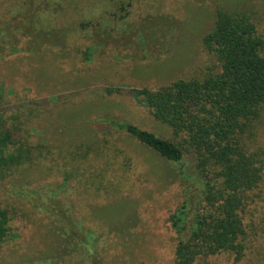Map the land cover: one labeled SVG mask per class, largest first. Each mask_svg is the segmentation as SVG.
<instances>
[{
  "label": "rangeland",
  "instance_id": "374dc122",
  "mask_svg": "<svg viewBox=\"0 0 264 264\" xmlns=\"http://www.w3.org/2000/svg\"><path fill=\"white\" fill-rule=\"evenodd\" d=\"M217 8L245 11L264 38V0H0V31L17 33L29 22L47 33L68 29L64 33L70 37L66 60L26 50L0 63V109H34L20 135L35 150L32 163L0 181V204L10 212L13 235L0 246V264H174L178 240L169 218L183 201L180 166L135 138L107 133L94 120L110 114L182 143L130 91L218 73L216 59L203 46ZM148 15L176 19L177 42L169 55L158 61L116 62L108 56L93 64L81 61L77 52L89 45L90 37L88 31L79 32L81 23L122 19L125 32L126 21ZM22 39L19 47L28 49L30 40ZM48 45L41 48L50 49ZM115 89L122 93L108 94ZM245 143L264 162V109ZM182 166L193 172L188 154ZM66 179L64 191L53 200ZM50 210L96 232L97 255L68 253ZM242 218L244 258L235 261L224 253L196 264H264V179L249 194Z\"/></svg>",
  "mask_w": 264,
  "mask_h": 264
},
{
  "label": "trees",
  "instance_id": "16d2710c",
  "mask_svg": "<svg viewBox=\"0 0 264 264\" xmlns=\"http://www.w3.org/2000/svg\"><path fill=\"white\" fill-rule=\"evenodd\" d=\"M116 21L117 25L111 26ZM121 21L108 18L98 24L79 25L80 33H90L89 45L77 52L83 63L93 64L104 56L116 62L158 61L173 51L178 33L175 18L148 15L135 23L126 21L125 32H121ZM64 31L68 29L55 28L52 34L39 31L29 22L19 26L17 33L1 30L0 63L26 50L66 60L70 37ZM25 37L30 40L28 49L19 47ZM47 43L50 49L41 48ZM203 46L216 59L218 73L203 79L178 80L156 90L130 91L150 117L168 126L182 138V143L110 114L98 115L94 120L107 133L135 138L180 166L183 201L169 218L178 240L174 264H196L200 259L224 253L241 261L246 252L242 212L249 194L264 179L262 155L249 152L245 143L264 109V38L245 11L217 8L214 28L203 38ZM107 92L122 93L121 89ZM32 110L27 105L0 109V181L34 160L35 150L20 135V126L31 123ZM186 154L193 159V172L182 166ZM67 182L66 179L53 192V200L64 191ZM47 212L55 216L56 231L68 253L97 255L96 232L83 222L71 223L51 210ZM11 222L9 210L0 204V246L13 236Z\"/></svg>",
  "mask_w": 264,
  "mask_h": 264
}]
</instances>
